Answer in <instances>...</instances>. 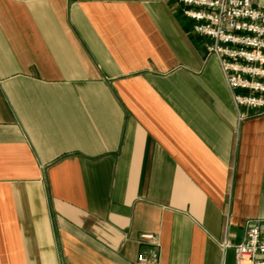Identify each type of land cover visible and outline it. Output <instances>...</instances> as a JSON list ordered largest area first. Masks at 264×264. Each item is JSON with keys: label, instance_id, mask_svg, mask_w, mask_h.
I'll use <instances>...</instances> for the list:
<instances>
[{"label": "crops", "instance_id": "1", "mask_svg": "<svg viewBox=\"0 0 264 264\" xmlns=\"http://www.w3.org/2000/svg\"><path fill=\"white\" fill-rule=\"evenodd\" d=\"M206 42L176 0H0V264L234 263L264 111Z\"/></svg>", "mask_w": 264, "mask_h": 264}, {"label": "built area", "instance_id": "2", "mask_svg": "<svg viewBox=\"0 0 264 264\" xmlns=\"http://www.w3.org/2000/svg\"><path fill=\"white\" fill-rule=\"evenodd\" d=\"M193 31L207 39L206 49L219 61L239 119L243 109L264 111V0H176ZM150 232L139 243L157 246ZM222 248H232L233 264H264V220L250 223L244 238ZM134 264H160L158 254L137 252Z\"/></svg>", "mask_w": 264, "mask_h": 264}]
</instances>
